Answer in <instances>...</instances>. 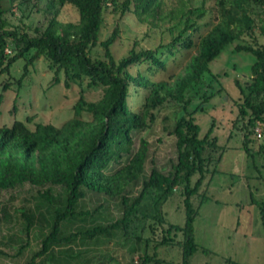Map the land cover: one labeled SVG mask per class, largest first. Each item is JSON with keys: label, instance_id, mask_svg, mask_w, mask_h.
Here are the masks:
<instances>
[{"label": "trees", "instance_id": "obj_1", "mask_svg": "<svg viewBox=\"0 0 264 264\" xmlns=\"http://www.w3.org/2000/svg\"><path fill=\"white\" fill-rule=\"evenodd\" d=\"M8 1L10 11L18 10L23 18L42 14L45 23L42 29L36 27L33 31L23 23L15 25L5 17L7 10L3 7L4 0H0V77L10 74L11 67L19 59L34 51L29 62L44 57L54 69L57 81L59 73L65 74L67 87L71 82L86 80L89 88L103 89L98 101L87 102L80 98L75 105L76 114L86 112L90 120L77 116L60 127L38 123L34 130L27 122L15 120L10 126L0 127V191L29 184L41 188L42 198L54 208L50 229L46 234L42 232V248L33 252L24 264L45 263L49 254L53 255L54 247L76 236L65 235L63 226L71 219L89 215L80 210V202L87 193L120 198L123 213L110 226L82 233L85 237L110 236L112 231L121 229L125 237L139 240L136 229L143 221L152 220L154 225L160 226L166 224L162 204L178 189L184 196L186 222L183 227L169 225L165 231L168 237L164 236L162 242L171 243L170 235L181 232L182 264H190L191 257L199 249L194 234L198 210L191 199L200 194L207 176L216 170L223 155V148L212 136L214 126L201 137V126L195 118L197 110L190 108L205 78L217 79L211 65L228 47L240 42L235 46L236 51L253 56L254 63L250 79L245 85H237L242 95L237 105L241 120H248L243 128L244 148L249 153L251 139L256 144L259 138L255 126L258 122L264 125V22L253 20L244 10L243 2L261 7L264 12V0H229L228 5L220 4L217 21L196 44L194 33L199 31L200 21L210 13L206 0H202L200 6L191 5L183 14V27L178 33L176 26L170 30V43L161 44L157 49L137 50L134 47L119 60L112 51L120 35L119 27L101 40L106 9L111 7L123 20L130 16L134 22L151 27L154 20L169 16H163L162 10L169 0ZM66 5L76 9L79 15L76 22L59 19ZM98 46L102 48V58L93 57ZM177 48H196V52L172 77L153 80L149 74L166 71L167 57L175 55ZM209 86L213 87L211 82ZM4 89H8L7 86ZM218 93L211 92L204 97V103L197 109L203 110ZM137 97H141L140 103ZM168 108L181 112L174 127L168 129L169 135L175 138L177 157L168 172L161 171L152 161L147 174L150 143L141 139L134 150V134L150 129L159 114ZM255 152L264 156V140ZM114 166L116 168L111 171ZM139 184L140 190L134 196L133 187ZM55 188L60 190L56 196ZM149 199L153 204L148 203ZM258 206L264 226V201ZM33 218L27 217L28 232L34 227ZM24 252L25 247H22L18 255ZM6 257V252L0 249V264ZM152 261L161 262L155 256L146 255L141 264ZM226 264L239 263L226 260Z\"/></svg>", "mask_w": 264, "mask_h": 264}, {"label": "rangeland", "instance_id": "obj_2", "mask_svg": "<svg viewBox=\"0 0 264 264\" xmlns=\"http://www.w3.org/2000/svg\"><path fill=\"white\" fill-rule=\"evenodd\" d=\"M201 3L202 0H193L192 3L188 0H169L162 7L163 16H169L154 20L151 27L134 22L130 16L123 20L109 7L106 9L101 40L111 35L115 27H119V38L112 46L117 60L134 47L137 50L157 49L161 44L171 42V29L176 26V33L182 29V16L190 6H200ZM220 4L228 5L229 0H206V8L210 13L204 21H200V29L194 33L196 44L199 37L217 21ZM3 7L7 10L5 17L15 25L23 23L31 31L36 27L43 28L45 18L42 14L23 18L18 10L10 11L8 0H4ZM243 8L253 20L264 22L261 7L244 1ZM78 18L73 6L66 5L61 9V21L76 22ZM247 40L250 41V38ZM238 43L228 47L211 65L217 79L205 78L197 88L190 108L191 111L197 110L195 118L201 126V137L213 125L212 136L217 138L223 148L222 159L216 170L207 176L200 194L191 199L198 210L194 234L199 249L191 257L190 264H226V260L239 264H264V226L258 206L264 201V156L255 152L264 140V125L260 122L256 124L255 129L260 127L262 136H257L259 139L256 144L251 139L248 153L244 148L243 129L248 120L239 117L237 102L241 101L242 95L237 85H245L250 79L254 57L238 53L235 49ZM175 52V55L167 57L166 71L149 74L153 80L168 79L182 70L195 54L196 48H177ZM34 54V51L29 52L11 67L10 74L0 77V96H3L0 102V127L10 126L15 120L27 122L32 130L38 123L60 127L78 116L75 105L80 98L95 102L103 95L102 88H89L86 80L71 82L70 87H67L65 74L59 73L57 81L54 69L44 57L30 63ZM93 57H103L101 47L94 49ZM210 82L213 87L209 86ZM6 86L8 89H4ZM217 91L219 93L203 106V110L197 109L204 103V97ZM137 101L140 103L141 97H137ZM180 115L179 110L168 108L159 114L150 129L134 134V150L141 139L150 143L147 174L152 161L161 171L168 172L176 160L175 138L169 135L168 129L174 127ZM90 117L86 112L78 116L86 120H90ZM115 168L111 167L110 170ZM139 190L140 184L133 187V195L136 196ZM59 191L54 189L55 196ZM41 192V188L29 184L15 190L0 191V249L8 256L1 261L2 264H24L33 252L42 248V232L48 233L54 208L42 198ZM148 203L153 204V201L149 199ZM80 210L89 215L71 219L63 226L65 235L76 236L70 242L54 247L53 255L49 254L43 264H141L146 255L155 256L161 261H152L150 264H182L183 254L179 242H182L183 234L172 233L171 243L162 242L164 236L168 237L165 231L169 225H185L184 196L180 189L162 204L166 224L160 226L154 225L152 220L143 221L136 229L139 240L125 237L121 229L112 231L110 236L95 234L89 238L82 234L99 226H110L121 218L123 206L120 198L109 199L87 193L80 202ZM32 216L35 224L28 232L27 217L32 219ZM22 247H25V252L20 256L18 253Z\"/></svg>", "mask_w": 264, "mask_h": 264}, {"label": "built area", "instance_id": "obj_3", "mask_svg": "<svg viewBox=\"0 0 264 264\" xmlns=\"http://www.w3.org/2000/svg\"><path fill=\"white\" fill-rule=\"evenodd\" d=\"M258 125H260V124H258ZM255 132H256L257 136H259V137L262 136V131H261L260 127H257V128L255 129Z\"/></svg>", "mask_w": 264, "mask_h": 264}]
</instances>
